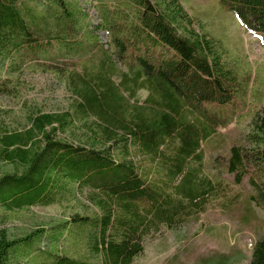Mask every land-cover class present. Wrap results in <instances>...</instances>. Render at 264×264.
<instances>
[{
    "label": "trees",
    "instance_id": "obj_1",
    "mask_svg": "<svg viewBox=\"0 0 264 264\" xmlns=\"http://www.w3.org/2000/svg\"><path fill=\"white\" fill-rule=\"evenodd\" d=\"M95 3L92 25L70 0L33 6L0 0V95H13L12 76L35 64L58 75L70 98L62 111H26L21 130L0 115V163L11 167L0 175V207L46 206L86 189L92 215L76 213L69 223L94 257L35 253L40 230L13 239L1 228L0 264L19 257L36 264H132L145 236L161 225L176 227L214 191L201 175V142L225 125L213 109L229 104L239 87L218 42L189 27L177 0ZM218 3L247 31L264 33V0ZM94 31L106 32V47ZM86 55L88 63L80 64ZM249 127L245 144L230 148L226 167L236 184L254 168L250 199L264 212V107ZM131 151L156 164L170 192L148 180ZM247 264H264V234Z\"/></svg>",
    "mask_w": 264,
    "mask_h": 264
},
{
    "label": "rangeland",
    "instance_id": "obj_2",
    "mask_svg": "<svg viewBox=\"0 0 264 264\" xmlns=\"http://www.w3.org/2000/svg\"><path fill=\"white\" fill-rule=\"evenodd\" d=\"M24 1L33 6L36 0ZM70 1L81 9L85 24L97 23L95 0ZM177 2L192 20L190 28L206 32L218 42L222 61L235 72L239 87L229 104L213 109L224 119L225 125L201 142V175L212 182L214 191L197 212L184 217L176 227L168 229L161 225L157 232L145 236L143 251L132 264H247L254 242L264 234V212L250 199L254 191L249 178L254 168L250 166L249 172L236 184L227 171L226 160L232 146L245 144L254 115L264 107V33L247 31L218 0ZM94 34L98 43L105 46L106 32L94 31ZM88 58L86 55L79 60L80 64L88 63ZM12 81L14 94L0 95V115L11 129L21 130L27 125L26 111L58 112L70 101L63 80L35 64L13 75ZM145 96L146 92H139L140 99ZM130 156L149 181L171 191L164 173L147 156L137 151H131ZM7 171H11L10 165L0 163V175ZM87 192L79 190L46 206L14 211L0 207V229H5L13 239L40 230L42 238L34 245L35 253L56 252L92 261L94 257L86 252L83 234L69 223L76 213L92 215ZM37 259L44 261L45 255ZM13 264L36 263L19 257Z\"/></svg>",
    "mask_w": 264,
    "mask_h": 264
}]
</instances>
